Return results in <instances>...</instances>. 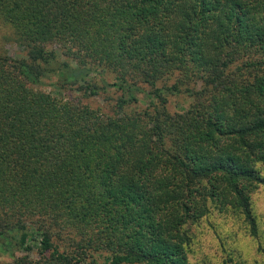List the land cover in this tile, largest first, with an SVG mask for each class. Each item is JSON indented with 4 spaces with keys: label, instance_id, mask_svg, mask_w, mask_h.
I'll use <instances>...</instances> for the list:
<instances>
[{
    "label": "trees",
    "instance_id": "trees-1",
    "mask_svg": "<svg viewBox=\"0 0 264 264\" xmlns=\"http://www.w3.org/2000/svg\"><path fill=\"white\" fill-rule=\"evenodd\" d=\"M0 25L4 264H190L216 201L258 236L264 0H0Z\"/></svg>",
    "mask_w": 264,
    "mask_h": 264
},
{
    "label": "rangeland",
    "instance_id": "rangeland-1",
    "mask_svg": "<svg viewBox=\"0 0 264 264\" xmlns=\"http://www.w3.org/2000/svg\"><path fill=\"white\" fill-rule=\"evenodd\" d=\"M9 34L8 27L0 25V44L12 57L19 56V47L10 40ZM108 79H113V76H108ZM55 80L54 76L52 79L46 78L42 85L35 88L51 92L58 97L77 93L74 88L68 86L58 89L52 84ZM87 101L94 107L100 105L108 111L109 105L99 97H89ZM191 102L192 98L188 94L180 93L169 96L168 107L173 113L182 112ZM148 103V98L139 95L138 102L131 107L140 110ZM258 167L264 174V167ZM251 201L259 225L258 236L254 237L249 233L241 215L231 208L221 210L219 202L216 201L210 204L208 212L188 230L190 264H264V253L259 248H264V186L259 185L252 192ZM98 258L99 262L103 261L102 257ZM9 260L7 254H0V264Z\"/></svg>",
    "mask_w": 264,
    "mask_h": 264
}]
</instances>
